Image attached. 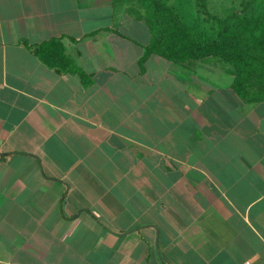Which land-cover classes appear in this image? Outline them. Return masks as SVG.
Here are the masks:
<instances>
[{
	"label": "crops",
	"instance_id": "crops-1",
	"mask_svg": "<svg viewBox=\"0 0 264 264\" xmlns=\"http://www.w3.org/2000/svg\"><path fill=\"white\" fill-rule=\"evenodd\" d=\"M136 4L0 0V264H264V95Z\"/></svg>",
	"mask_w": 264,
	"mask_h": 264
},
{
	"label": "trees",
	"instance_id": "trees-1",
	"mask_svg": "<svg viewBox=\"0 0 264 264\" xmlns=\"http://www.w3.org/2000/svg\"><path fill=\"white\" fill-rule=\"evenodd\" d=\"M135 1L151 34L147 53H156L184 66L197 60L217 59L228 65L236 92L251 98L264 95V0L244 2L240 10L224 17L208 14L217 25L215 38L193 32L166 0ZM206 1L196 3L205 5ZM59 47L56 40L45 42L40 47V56L48 61ZM52 60L58 62V58Z\"/></svg>",
	"mask_w": 264,
	"mask_h": 264
},
{
	"label": "rangeland",
	"instance_id": "rangeland-1",
	"mask_svg": "<svg viewBox=\"0 0 264 264\" xmlns=\"http://www.w3.org/2000/svg\"><path fill=\"white\" fill-rule=\"evenodd\" d=\"M130 2H133L135 0H129ZM209 2L205 3V5H198L196 3V0H169V2H167L170 5H173L174 8L176 9V11L181 15V17L183 18V21L188 25V26H192L191 24H195L197 29L199 28H203L202 26H200V23L197 22L198 18L196 16H198V14L195 16V12L198 10H200L201 12H203V18H208V14L209 13H214L217 16H222L225 13L229 12V11H233L236 6L238 5L237 3H239L238 1H243L244 0H234V2H231L232 0H208ZM246 1H251V2H255L258 0H246ZM134 4H132L133 6ZM136 7L137 4H136ZM196 9V11H195ZM241 9V4L240 6H238V10ZM141 10V9H139ZM209 11V13H208ZM206 13V14H205ZM247 13H251V11H247ZM197 19V20H196ZM187 26V27H188ZM193 27V26H192Z\"/></svg>",
	"mask_w": 264,
	"mask_h": 264
}]
</instances>
